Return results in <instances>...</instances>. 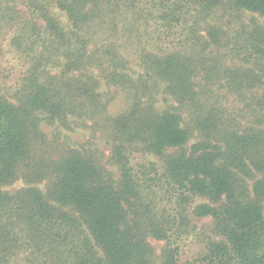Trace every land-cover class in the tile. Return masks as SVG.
Instances as JSON below:
<instances>
[{"label":"trees","instance_id":"1","mask_svg":"<svg viewBox=\"0 0 264 264\" xmlns=\"http://www.w3.org/2000/svg\"><path fill=\"white\" fill-rule=\"evenodd\" d=\"M228 10L264 20V0H0V38L11 32V46L27 63L15 97H0V264L27 252L30 238L36 247L31 256L40 253L44 264H153L147 235L168 241V223L141 221L133 203L145 182L162 188L161 180L182 207L194 197L206 201L193 214L211 218L217 241L208 244L200 264H264V28L254 23L244 42L259 75L243 72L236 83L258 91L252 99L256 121L228 128L216 121L213 134L186 151L190 133L179 115L157 111L151 98L158 90L182 106L198 104L194 78L221 36L211 21ZM120 20L129 33L150 24L166 38L186 32L190 52L143 51L142 73L133 79L118 43ZM203 25L208 42L199 35ZM103 82L132 100L127 113L109 120L120 138L110 159L118 179L73 149L52 161L44 193L2 191L19 177L42 122L68 127L105 111ZM131 150L160 158L162 178L135 177ZM161 264H179L168 244Z\"/></svg>","mask_w":264,"mask_h":264},{"label":"rangeland","instance_id":"2","mask_svg":"<svg viewBox=\"0 0 264 264\" xmlns=\"http://www.w3.org/2000/svg\"><path fill=\"white\" fill-rule=\"evenodd\" d=\"M54 12L59 14L63 24H67V17L64 14L58 10ZM116 23L118 43L121 42L123 45L121 52L128 62L127 74L133 79L142 73L139 57L143 51L154 53L176 51L185 54L190 52L192 42L186 32L178 31L166 38L151 24L147 29L142 27L138 32L129 33L124 31L127 28L121 20ZM211 23L221 30V36L219 44L203 54V66L194 78L198 104L182 106L158 90H152L151 94L157 111L170 110L177 113L181 127L189 131V140L184 147L186 151L212 135L214 131L212 125L216 121L217 124L218 121L224 123L223 128H228L237 123L245 125L247 122H254L258 114L252 107V99L258 95L256 94L258 91L246 90L244 84L240 87L236 83L239 84L237 81L241 79L243 72L249 71L259 75L255 59L249 58L244 42L252 30V25L255 23L264 28V20L256 14L228 10L226 14H222L220 20L216 19ZM120 33L125 37L122 40L119 39ZM199 35L203 41H209L205 25L199 31ZM13 37L10 32L0 38V97L7 100L15 97L27 69L25 59L11 46ZM105 37L106 34L101 36L102 39ZM111 37L113 39L115 33H112ZM96 39L97 37L93 38V41ZM94 76L97 78V75ZM100 88V103L105 107V111L89 115L79 121H71L68 127L57 123L50 126L42 122L39 126L41 135L33 140L29 156L19 169V177L2 191L16 194L27 188H34L44 193L52 161L59 153L73 149L100 162L111 174V178L118 179L117 168L110 159L113 147L120 142V138L115 132L116 127L114 128L109 120L127 113L132 100L129 93L119 87L103 82ZM128 161L135 177L143 181L162 178L160 158L137 150L129 156ZM165 185L163 180L160 184L162 188L154 183L145 182L140 189L139 200L133 203L134 211L141 221H146L149 217L156 222L164 220L168 223L167 227L170 230L168 241H159L147 235V242L153 251V264H161L162 252L167 244L177 251L179 264H200L208 244L217 241L212 233L211 218L199 219L193 214V209L206 201L194 197L191 203L182 207L177 196ZM33 250H36V247L30 238L29 250L11 257L4 264H44V257L40 253L38 255L33 252L31 256Z\"/></svg>","mask_w":264,"mask_h":264}]
</instances>
